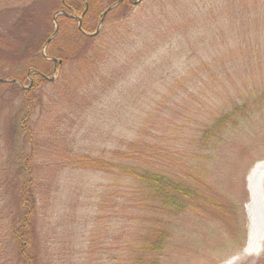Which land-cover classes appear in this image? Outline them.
<instances>
[{
    "label": "rangeland",
    "instance_id": "obj_1",
    "mask_svg": "<svg viewBox=\"0 0 264 264\" xmlns=\"http://www.w3.org/2000/svg\"><path fill=\"white\" fill-rule=\"evenodd\" d=\"M111 1L92 0L86 30L96 31L97 14ZM30 3L0 0V35L14 47L16 23ZM114 9L90 45L76 39V23L56 21L58 32L45 54L65 60L59 68L40 60L37 73L54 80H43L36 97H27L34 106L28 108L34 170L43 188L36 221L39 264H128L131 247L143 243L150 229L148 221L138 226L133 209L122 211L130 204L123 198L124 180L79 169L78 158H107L137 142L152 146L151 164L157 165L162 160L156 149L190 153L193 147L184 143L213 113L264 102V0H140ZM39 28V35L49 31ZM2 54L0 79L29 73L28 61L15 63ZM26 81L24 90L32 85ZM12 98L0 84V264L17 262L8 235L19 183L7 165V115L20 106ZM240 118L222 136L224 143L196 158L225 208L222 217L172 218L160 264H264V238L246 249L251 224H261L264 214V105ZM254 168L262 198L256 194L250 205Z\"/></svg>",
    "mask_w": 264,
    "mask_h": 264
},
{
    "label": "trees",
    "instance_id": "obj_2",
    "mask_svg": "<svg viewBox=\"0 0 264 264\" xmlns=\"http://www.w3.org/2000/svg\"><path fill=\"white\" fill-rule=\"evenodd\" d=\"M49 1L51 6L46 8L44 7L46 5L45 0H31V3L21 11V17L18 21L20 23L19 25L16 23L15 28L19 32L18 44H14L15 47L3 39L5 38L3 35H0V55L6 53L15 63L28 61L27 68L29 71L22 77L13 73L9 74L3 79L7 82L0 83L10 88L13 98H19L20 100V106L7 115L6 123L9 149L7 165L9 167L13 166L15 169L14 180L19 182L16 185V201L13 204L15 213L11 218V223L9 222L8 233L12 238L11 242L17 259L16 264H39L36 221L38 197L43 192V188L38 183L39 180L36 178V171L34 170L36 166L34 163L33 128L29 125L32 111L29 113L28 109L33 110L34 106L31 104V99H27V97H36L34 95L35 91L42 86L43 80H45L40 76L41 74L37 73V63L40 60H45L42 56V50L54 32L53 16L62 11L69 16L82 17L81 31L76 28V39L83 42V45H90L91 40L94 39L84 34H93V32L85 29L86 20L88 21L92 10V0H75L74 3L69 2V0ZM117 1L112 0L108 3L105 10ZM134 1L138 3L134 4ZM139 2V0H124L114 10L120 6L126 7L128 4L135 7ZM105 10L97 14L96 24L100 22L101 15ZM110 13L112 11L107 13L106 16ZM46 20H49V22H43ZM56 21L58 23L74 22L77 25V21L65 16H58ZM39 24L46 26L49 30L45 36L37 34L39 30H42L39 28ZM59 28L61 27L59 26ZM79 49L82 51L83 48ZM229 54L233 56L234 53L230 51ZM46 57L60 61V64H56L58 68L65 60V56L61 55L58 58L47 55ZM27 76H30V78H27ZM27 79L28 84H30V80L32 81V85L28 90H24L23 86H25ZM259 102L254 99L252 103L244 102L241 106L234 105L231 111L222 112L219 110L220 112L213 113L205 121L206 124L202 126L199 134L190 142L184 143L185 148L193 147L190 153V149L185 150L184 148L182 150L186 153L183 156H179L174 152L169 154L164 149H156L155 151H158L159 155L158 158L162 160H157L159 162L157 165L151 164L152 146L145 147L137 142H129L127 150L123 152L115 151L113 155L107 158L96 157L90 159L85 157L77 159L76 167L79 169L98 171L114 176L116 180H124L126 192L123 198H126L130 204L123 205L122 211L129 213L130 209H133L131 213L137 220L139 227L142 222L146 223L148 221L150 224L149 231L145 233L144 242L136 247H131L128 254V264H160V254L169 238V222L172 218L187 213L197 216L213 213L222 217L225 208L218 202L213 190L205 182V178H202V173L205 170L196 158L198 153L208 151V147L213 146L211 150H215L220 144L224 143V137L222 136L230 127L239 124L241 116L253 111L254 108L258 110L264 105V102ZM27 148L30 151L28 155L26 153ZM155 155L153 153V156ZM162 156L163 158H161ZM154 223L157 225H154ZM261 257L263 258V255ZM258 264H261V262Z\"/></svg>",
    "mask_w": 264,
    "mask_h": 264
},
{
    "label": "bare ground",
    "instance_id": "obj_3",
    "mask_svg": "<svg viewBox=\"0 0 264 264\" xmlns=\"http://www.w3.org/2000/svg\"><path fill=\"white\" fill-rule=\"evenodd\" d=\"M256 172H258L257 168H254L251 172H250V180L251 183L253 184L252 188L249 187V193H250V202L249 204L252 205V203H254V201H256V194L257 196L259 195L262 198V188H261V179L258 180V178L255 176ZM259 220V218H257ZM263 220H264V214H263V218L261 220V224L257 223V220L255 221V223L251 224L253 225V227H251V231L249 233V237H248V247L246 249H250L252 248L253 245H259L263 238H264V224H263ZM252 223V222H251ZM254 231L256 233V231L258 232V235L254 234ZM225 264H230V262H227Z\"/></svg>",
    "mask_w": 264,
    "mask_h": 264
},
{
    "label": "water",
    "instance_id": "obj_4",
    "mask_svg": "<svg viewBox=\"0 0 264 264\" xmlns=\"http://www.w3.org/2000/svg\"><path fill=\"white\" fill-rule=\"evenodd\" d=\"M123 1H124V0H118L115 4H113L112 6H110L109 8H107V9L102 13V15H101V20H100V22H99V24H98V26H97L96 31H95L93 34H86V33H84V34L87 35V36H90V37H94V36H96V35L98 34V32H99L100 26L102 25V23H103V21H104V17L106 16V14L109 13L110 11H112L115 7H117V6H118L121 2H123ZM139 1H140V0H139ZM133 3H134V4H137L138 2H135V1H134ZM58 16H65V17H68V18H71V19H74L75 21H77V28H78L79 31H81V25H82V17L78 18V17H75V16H69L68 14H66V13H64V12H62V11L57 12V13L53 16L54 32H53L52 36L47 40V42H46V44H45V46H44V48H43V50H42V56H43L46 60H48V61H52V62L54 63V65L57 64V63L60 64L61 62H60V61H57L56 59L46 57V55H45V47L50 43V41L55 37V35H56L57 32H58V25H57V22H56V18H57ZM40 76H41L42 78H44L45 80H49V81H53V80H54V77L48 79V78H46V77L43 76V75H40ZM6 82H7V81L0 79V83H6ZM31 83H32V81L30 80V84H31Z\"/></svg>",
    "mask_w": 264,
    "mask_h": 264
}]
</instances>
